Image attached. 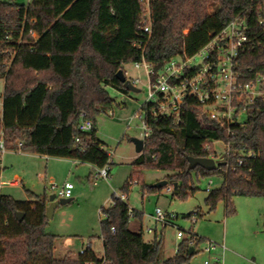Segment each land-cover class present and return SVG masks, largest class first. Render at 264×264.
<instances>
[{
  "label": "trees",
  "instance_id": "1",
  "mask_svg": "<svg viewBox=\"0 0 264 264\" xmlns=\"http://www.w3.org/2000/svg\"><path fill=\"white\" fill-rule=\"evenodd\" d=\"M210 5L216 6L214 12L208 11ZM150 9L148 35L139 23L138 0H31L27 5L0 0L1 115L7 150L93 168L109 165L96 137V118L113 104L108 87L128 93L116 77L119 70L124 74L122 66L143 57L156 74L167 60L196 54L238 18L247 24L250 42L236 59L237 71L244 82L264 75V29L259 26L264 23V0H150ZM157 107L140 106L149 131L135 164L168 172L171 185L177 183L173 197L184 201L194 192L193 176H219L221 185L205 199L210 212L224 201L226 216H231L233 197L264 198V101L251 106L243 125H231L230 134L200 115L192 98H186L179 122L169 115L154 117ZM81 112L92 122L89 137L97 144L84 150L75 145L76 138L86 137L77 128ZM213 142L229 144L228 166L190 169L187 158L209 157ZM129 186L121 188V196ZM142 189L157 194L163 188ZM48 198L34 195L32 201H17L0 195V264H190L201 242L194 235L162 261L160 240L143 239L142 215L132 210L130 218L126 200L113 195L112 205L101 209L106 216L99 222L102 257L89 242L76 259L55 258L56 236L45 230ZM16 213L22 214L21 221ZM132 219L139 221L137 232L129 228Z\"/></svg>",
  "mask_w": 264,
  "mask_h": 264
},
{
  "label": "rangeland",
  "instance_id": "2",
  "mask_svg": "<svg viewBox=\"0 0 264 264\" xmlns=\"http://www.w3.org/2000/svg\"><path fill=\"white\" fill-rule=\"evenodd\" d=\"M30 1L17 0V3L27 5ZM215 8V5H210L208 11L214 12ZM201 60L202 56L197 54L194 63L198 64ZM122 69L127 80L135 81L139 92L122 94L108 87L113 104L96 118V136L104 143L105 151H110L111 155L108 180H98L93 184L90 176L84 173L88 169L85 164L74 165L67 159L65 161L58 158H48L45 161L33 154L7 151L1 156L0 180L18 178L23 187L3 185L0 195H9L17 201H32L34 195H52L48 191L50 183L58 187L65 183L73 185L72 201L56 207L45 228L56 236L53 252L55 258L63 257L66 250H71L69 255L75 257L89 242L95 253L103 252L99 239V222L106 216L101 209L109 208L113 195L120 197L121 188L130 183L125 195L126 203L131 210L142 215V235L145 241L152 240L155 236L147 235L146 229H156V234L161 233L157 240H160L162 261L176 254L175 237L179 229L184 237L192 233L201 239L190 264L212 261V255L201 252L209 241L224 244L226 250L221 257L223 264H264V198L233 197L235 213L231 216H226L224 201L219 202L210 212L205 204V199L209 196L207 184L211 181L210 189H216L221 185V177L193 176L194 192L183 201L173 197L172 192L167 190L172 187L167 180L168 172L146 169L135 164L139 154L135 152L131 140H143L145 130L139 109L147 101L149 78L146 71L135 68L134 63L125 64ZM3 83H0V92ZM109 111L113 112L112 115ZM213 149L221 153L223 144L213 142ZM162 181H166L167 185L157 194L142 189L143 186H153ZM156 208L165 215L177 216L175 225L161 229L152 219ZM192 218L195 219L194 222ZM138 224L137 219H132L130 230L137 232ZM215 254H220V251H215L213 255Z\"/></svg>",
  "mask_w": 264,
  "mask_h": 264
},
{
  "label": "built area",
  "instance_id": "3",
  "mask_svg": "<svg viewBox=\"0 0 264 264\" xmlns=\"http://www.w3.org/2000/svg\"><path fill=\"white\" fill-rule=\"evenodd\" d=\"M141 5L139 12V23L144 33L151 34V9L150 0H138ZM259 26L264 29V23L259 22ZM248 26L243 19H235L229 23L218 34L214 35L196 54L187 56L186 54L172 58L164 62L162 68L155 74L151 66L144 61L143 57L140 62H135V68H143L148 75V94L147 101L143 104H157V109L153 112L154 117L172 116L175 122H179L183 115V106L186 98H192L196 101L199 114L214 121L220 128L226 130L230 134V126L233 124L243 125L251 106L256 101H264V75L255 76L249 81H242L241 75L236 68V59L239 53L243 52L250 40L248 35ZM36 37V36H35ZM33 37V38H35ZM187 37V32H184ZM197 54L202 56L200 63L195 64L194 58ZM131 81V80H130ZM4 80H0L2 84ZM135 85V81H131ZM2 92H0V172H1V156L8 150L6 148V138L2 126ZM110 115L113 112L109 111ZM141 121L145 130L143 140L147 136L148 131L145 125L144 113L140 111ZM244 116V119H243ZM92 122L85 119V114L81 112L77 125L78 131L86 137L81 140L79 137L75 139V145L84 150L90 146H97L92 141L89 134L92 131ZM223 144V152H214L207 158H212L216 163L228 166L230 161L229 144ZM21 142L17 143L20 147ZM208 150V146H205ZM108 163L110 165V151L107 152ZM225 156V157H224ZM246 157H255L257 154L247 153ZM242 160L238 161L240 165ZM109 165L102 168H93L90 175L93 184L98 180H108ZM219 169V168H217ZM1 179V178H0ZM3 185L11 187L22 186V182L18 178L10 181L0 180V188ZM212 182L207 184L209 192ZM73 185L65 183L61 187L50 183L48 191L57 197L56 199H71ZM172 192V187L167 189ZM125 201L124 196L116 197ZM128 215L132 216V210L129 209ZM196 214H194L195 217ZM161 229L167 226H174V220L177 216L172 214H164L160 209L156 208L152 217ZM194 218L192 221L194 222ZM113 230V229H112ZM147 235H155L154 239H158L161 233L156 234V229H146ZM195 237L194 234L188 233L187 237L181 230L176 232L177 246L184 240ZM89 244L79 250L78 255H82ZM177 250V249H176ZM219 250L220 254L213 255ZM226 250L224 244H216L207 242L201 252L208 256H213L211 260H205L202 264H223L222 255ZM176 252V251H175ZM89 264V263H86Z\"/></svg>",
  "mask_w": 264,
  "mask_h": 264
},
{
  "label": "water",
  "instance_id": "4",
  "mask_svg": "<svg viewBox=\"0 0 264 264\" xmlns=\"http://www.w3.org/2000/svg\"><path fill=\"white\" fill-rule=\"evenodd\" d=\"M116 77L118 78V80L122 83L123 87L125 90H127L128 92L131 93H138L139 90L135 87V85H133V83L130 80H127L123 74V72L121 70H119L116 73ZM132 144L134 145V150L137 154H141L143 151V147H144V142L141 139H132L131 140ZM188 164H189V168L190 169H194L197 166L198 167H202L203 169H205L206 171H213L217 168H219L222 163H216L212 158H192V157H188L187 158ZM167 185L166 181H162V182H158L157 184L153 185V187L155 188H163ZM172 192L174 194H177V183H173L172 184ZM48 206L46 207V211H45V216L46 218L49 220L52 218V214L55 210L56 207H58L59 205H65L68 204L72 201V199H59L57 200L54 194L48 196ZM16 218L18 221H21L22 219V214L21 213H16ZM189 253L190 255H192L193 253V248H189Z\"/></svg>",
  "mask_w": 264,
  "mask_h": 264
},
{
  "label": "crops",
  "instance_id": "5",
  "mask_svg": "<svg viewBox=\"0 0 264 264\" xmlns=\"http://www.w3.org/2000/svg\"><path fill=\"white\" fill-rule=\"evenodd\" d=\"M97 137V136H96ZM97 139H98V137H97ZM98 141L99 142H101L103 145H104V143L101 141V140H99L98 139ZM35 157H38L39 159H45V161H46V159H48V158H50V157H45V156H38V155H34ZM68 160V159H67ZM66 159H65V161H67ZM69 161H71L74 165H76V164H79L77 161H72V160H69ZM85 166L88 168L87 170H86V172H84L85 174L87 173V176H90V174H91V170H93V167L91 166V165H89V164H85ZM77 170H78V168H77ZM22 182V181H21ZM22 187H23V183H22ZM107 199V198H106ZM105 199V200H106ZM113 200V199H112ZM112 200H111V203H110V206L112 205ZM28 201H30V200H28ZM109 206V207H110ZM47 232V231H46ZM49 233V232H48ZM147 233V232H146ZM151 235V234H150ZM154 239V238H153ZM152 239V240H153ZM152 240H147V242H151ZM101 241V240H100ZM92 244V243H91ZM101 245H102V242H101ZM91 249H92V247H91ZM93 250V249H92ZM71 250H66V254H64L63 255V257L64 256H66V255H68L71 259H76L77 257H78V255L77 256H75V257H73V256H71V255H69L71 252H70ZM95 251V250H94ZM103 251V250H102ZM104 252V251H103ZM103 252H101L100 254H97V256L98 257H102V255H103ZM62 258V257H61Z\"/></svg>",
  "mask_w": 264,
  "mask_h": 264
}]
</instances>
